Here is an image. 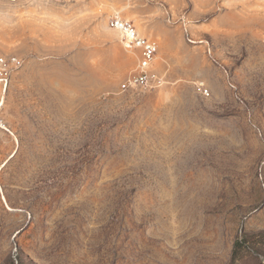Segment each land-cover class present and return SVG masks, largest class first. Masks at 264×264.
I'll list each match as a JSON object with an SVG mask.
<instances>
[{
  "label": "rangeland",
  "instance_id": "374dc122",
  "mask_svg": "<svg viewBox=\"0 0 264 264\" xmlns=\"http://www.w3.org/2000/svg\"><path fill=\"white\" fill-rule=\"evenodd\" d=\"M115 13L165 85L121 91ZM263 37L264 0H0V264H264Z\"/></svg>",
  "mask_w": 264,
  "mask_h": 264
},
{
  "label": "built area",
  "instance_id": "2783aa9c",
  "mask_svg": "<svg viewBox=\"0 0 264 264\" xmlns=\"http://www.w3.org/2000/svg\"><path fill=\"white\" fill-rule=\"evenodd\" d=\"M108 27L119 34L124 50L137 59L134 74L121 85V91L150 89L165 85V77L154 69L160 49L158 42L143 36L132 21L124 19L119 13L110 16ZM23 68L24 62L20 58L0 54V127L5 124L3 113L14 77ZM199 90L204 96H210L208 89L199 87Z\"/></svg>",
  "mask_w": 264,
  "mask_h": 264
},
{
  "label": "trees",
  "instance_id": "16d2710c",
  "mask_svg": "<svg viewBox=\"0 0 264 264\" xmlns=\"http://www.w3.org/2000/svg\"><path fill=\"white\" fill-rule=\"evenodd\" d=\"M248 236H245L243 239H238L236 242H235V245H234V251H233V255H232V260H233V263H237L239 262L240 260H242V256L246 250V253H247V250L250 249L249 247V243H248Z\"/></svg>",
  "mask_w": 264,
  "mask_h": 264
},
{
  "label": "crops",
  "instance_id": "0c3cea01",
  "mask_svg": "<svg viewBox=\"0 0 264 264\" xmlns=\"http://www.w3.org/2000/svg\"><path fill=\"white\" fill-rule=\"evenodd\" d=\"M140 33H141L143 36L149 38L148 36H146L147 32H141V31H140ZM147 35H149V34H147Z\"/></svg>",
  "mask_w": 264,
  "mask_h": 264
}]
</instances>
